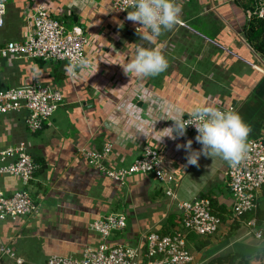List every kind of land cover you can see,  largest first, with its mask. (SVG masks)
Here are the masks:
<instances>
[{"label":"crops","instance_id":"obj_1","mask_svg":"<svg viewBox=\"0 0 264 264\" xmlns=\"http://www.w3.org/2000/svg\"><path fill=\"white\" fill-rule=\"evenodd\" d=\"M251 2L178 0L182 6L179 23L155 43L141 39L137 34L141 25L127 20V12L113 11L114 0L52 4L39 0L28 12L21 1L10 6L22 16L24 11L25 18L18 30L19 40L0 41V47L24 41L30 16L45 5L52 17V13L69 17L73 26L93 33L87 51L98 72L85 70L81 77L87 81L82 84L79 80L75 88L67 89L70 76L65 73V62L43 68L46 65L35 60L0 57V88L29 85L39 76L43 84L59 89L65 100L37 133L29 131L25 110L1 117L0 148L26 143L30 154L41 162V171L30 182L37 187L31 196L39 212L0 224V247L8 246L16 253L15 259L5 256L4 264L5 259L8 264H45L54 255L81 257L86 246L96 248L103 242L90 224L113 213L127 216V228L113 232L107 241L137 246L145 234H171L179 227L172 219L183 218L178 203L201 197L212 199L222 223L212 236L189 234L188 250L194 256L191 264H252L253 257L264 264V236L259 239L247 225L258 210H264V188L257 210L232 228L233 198L226 175L230 165L219 158L213 164L212 158L201 156L199 167H185L186 152L178 150L177 144L192 139V147L200 149L195 133L161 141L165 135L161 131L173 124L169 119H185L194 107L208 105L234 107L251 128L249 141L264 138V50L249 39ZM9 22L7 13L3 28ZM138 46L159 47L168 60L167 70L144 79L125 75L121 65L134 58ZM91 79L95 81L91 83ZM107 146L112 147L111 166L117 168L132 165L146 146L166 151L175 175L172 188L176 200L166 194L168 185H158L152 175L136 174L121 185L90 167L79 153L82 148L101 152ZM26 187L17 177L0 179V188L7 195L28 191ZM146 261L144 258L138 264Z\"/></svg>","mask_w":264,"mask_h":264},{"label":"built area","instance_id":"obj_2","mask_svg":"<svg viewBox=\"0 0 264 264\" xmlns=\"http://www.w3.org/2000/svg\"><path fill=\"white\" fill-rule=\"evenodd\" d=\"M252 2L254 9L248 11V16L264 21V0ZM8 5L9 0H0V29L6 24ZM121 6L122 0H114L113 11L117 14L126 13L127 11L120 10ZM29 22L31 24L25 40L9 42L0 47L1 58L40 59L44 62L61 61L69 64L75 57H84L93 65L87 51L91 40L82 26L74 25L67 29L63 22L49 14L45 5L36 9ZM93 71L96 73L97 69L93 67ZM1 78L0 71V81ZM63 97L62 93L43 85L38 78H33L29 85L22 87L0 88V120L6 114L25 110L28 112L26 125L29 131L37 133L64 104ZM219 109L235 110L232 106ZM188 119L189 116L184 120ZM187 132L197 134L194 126H189ZM249 142L252 147L246 159L236 168L229 166L226 172L233 210L239 217L257 209V202L264 188V138ZM79 153L90 167L121 185L136 174L152 175L159 182L168 185L166 194L172 200L177 198L172 188L175 175L166 151L146 146L143 154L132 165L118 169L106 165V158L112 153L111 146H107L103 152L82 148ZM39 168L26 143L0 148V176L17 177L24 185H28L35 179ZM3 192L0 190V223L9 219L18 221L39 212V205L25 189L12 195ZM178 207L183 212V230H177L168 236L155 232L145 234L134 247L112 245L107 240L113 232L127 228V216L110 214L90 224V229L103 238L100 245L96 248L86 246L81 257L51 256L45 264H138L144 258L147 259L146 264H191L194 256L187 247L189 233L212 236L218 232L221 220L211 214L210 204L206 199L179 202ZM247 225L256 232L259 239L263 238L261 232L256 230L255 218L249 220ZM5 256L15 259L16 253L8 246H1L0 264H4Z\"/></svg>","mask_w":264,"mask_h":264},{"label":"clouds","instance_id":"obj_3","mask_svg":"<svg viewBox=\"0 0 264 264\" xmlns=\"http://www.w3.org/2000/svg\"><path fill=\"white\" fill-rule=\"evenodd\" d=\"M120 10L127 11V20L141 25L137 28V34L141 39L155 43L157 38L171 31L179 23L182 6L178 0H122ZM142 29L145 31L142 32ZM121 66L125 75L144 79L165 72L169 63L159 47L138 46L134 58ZM93 67L87 58L75 57L66 65L65 73L76 78L78 74L82 75L85 70H91ZM169 120L173 121V124L161 131L165 133L161 141L164 137L174 141L182 138L186 136L188 127L194 126L197 132L195 142L202 145L200 149H194L192 139L177 144L178 150L184 149L186 152L185 167L189 165L199 167V160L203 156L212 158L213 164L219 158L236 168L251 151L252 146L249 142L251 128L235 110L226 111L210 105L196 106L190 111L187 121L182 117H173ZM137 131L143 134L142 128L138 127ZM252 264H258L257 260L253 259Z\"/></svg>","mask_w":264,"mask_h":264},{"label":"rangeland","instance_id":"obj_4","mask_svg":"<svg viewBox=\"0 0 264 264\" xmlns=\"http://www.w3.org/2000/svg\"><path fill=\"white\" fill-rule=\"evenodd\" d=\"M19 1H21L22 3H23V7H24V11H26V12H28V10H29V7H31V8H34L37 4V2L39 1V0H9V6H8V11H7V13H8V17H9V20H10V22L6 25V27L5 28H3V29H1L0 30V41H5V40H15V41H18L19 40V38H18V30H19V28H20V26L22 25V22H23V20H24V18H25V13H24V11H23V16L22 15H20V14H18V11H17V9L14 7H10V6H12V5H16V4H18L19 3ZM54 1H58V2H63V0H50V3L52 4ZM252 3V2H251ZM51 8V7H50ZM63 9H65V8H63ZM51 10V9H50ZM52 15L54 16V18L55 19H57V20H59V21H61V22H63L64 23V25L66 26V28L67 29H71L72 28V26H73V20L71 19V18H67V17H65V16H62V15H58L57 13H52ZM88 37H89V39L92 41L93 40V38L95 37L94 35H93V33H88ZM92 43V42H91ZM91 48V45L89 46V48H88V51H89V49ZM9 60V59H8ZM35 62L36 63H38V64H40V65H42V66H45V67H43V68H46L47 66H51L50 64H55V63H59V62H61V61H51V62H49V63H43L42 62V60H40V59H36L35 60ZM15 64H16V66L18 65V61L16 62L15 61ZM68 64V63H67ZM1 70L3 71V69L1 68ZM70 76V75H69ZM39 77V76H38ZM37 76H35V78H38ZM71 77V76H70ZM70 77H68L67 76V78H66V87H67V89H73V88H75L76 87V85L78 84V81L79 80H81V81H79V82H81L82 84H84L87 80L82 76L81 77V75H79L78 76V78H70ZM86 77V76H85ZM38 79H40V78H38ZM82 79H85L84 81H82ZM96 79V78H95ZM95 80H93V79H91L90 80V82L92 83V82H94ZM9 84H11V85H13V83H10V82H8ZM48 87L50 88V89H52V90H56V91H59L60 93H61V91L59 90V89H57V88H54V87H51V86H49L48 85ZM106 93V95H110V94H107V92H105ZM64 98V97H63ZM64 103H65V100H64ZM21 112V111H20ZM28 113V112H27ZM56 114V113H55ZM54 115V114H53ZM53 117V116H52ZM51 117V118H52ZM110 156V155H109ZM109 156L105 159L106 160V165H112L111 163H110V161H109ZM104 160V161H105ZM229 168V167H228ZM96 171H98V172H100L99 170H97L96 169ZM2 177H6V175H1L0 176V179L2 178ZM158 185H160V186H163V184L162 183H158ZM28 187H26V189L29 191V193H30V195H33V193H34V189H35V192L37 191V187L36 186H34V188L32 187V185L30 184H28L27 185ZM0 190L3 192V190L0 188ZM4 193V192H3ZM32 197V196H31ZM32 199H34V197H32ZM35 200V199H34ZM36 201V200H35ZM38 201H39V199H38ZM40 202H42V201H40ZM38 204V203H37ZM10 220V219H9ZM10 221H12V222H17V221H13V220H10ZM1 224V223H0ZM188 242H189V240H188ZM188 242H187V247H188V249L190 250V246H189V244H188ZM5 264H8V260L7 259H5Z\"/></svg>","mask_w":264,"mask_h":264},{"label":"trees","instance_id":"obj_5","mask_svg":"<svg viewBox=\"0 0 264 264\" xmlns=\"http://www.w3.org/2000/svg\"><path fill=\"white\" fill-rule=\"evenodd\" d=\"M250 1H253V0H250ZM254 9V5H253V2H252V4H251V7L249 8V11H252ZM250 21L252 22L251 23V25H252V28H251V32L249 33V39H250V37H251V40H250V42L252 41H256L257 43H260V44H258L257 45V47L260 49V51H262V50H264V21L263 20H260V19H257V18H255V17H250ZM253 39V40H252ZM256 43V44H257ZM43 63H49V62H44V61H42ZM106 148V147H105ZM105 148H103L102 150H101V152H103L104 151V149ZM143 152H144V150H143ZM143 154V153H142ZM139 158V157H138ZM35 162L38 164L39 162H38V160H35ZM41 163V162H40ZM39 163V164H40ZM38 164V165H39ZM39 170L37 171V173L39 172V171H41V164L39 165ZM114 168H117V167H114ZM118 169V168H117ZM36 173V174H37ZM36 174H35V177H36ZM227 185H228V177H227ZM202 199H206V200H208L209 201V204H210V211H211V214L212 215H214V216H216V217H218L220 220H221V223H222V217H221V215H219V214H217L216 215V213L214 212V210H213V206H212V199L210 200V199H208V198H205V197H201ZM201 198H198V199H201ZM258 202H257V208H258ZM257 210V209H256ZM256 210H254V211H256ZM254 211H251V212H254ZM251 212H249V213H251ZM249 213H247V214H245V215H243V216H236V214H235V211L233 210V205H232V212H231V217H230V219L231 220H233V226H232V228H234V227H237V225L239 224V222H242V220L246 217V215H248ZM114 214V213H113ZM256 222H257V225H256V230H258V231H260L261 232V234L264 236V210H258L257 211V214H256ZM249 220H251V219H249ZM249 220H247V222L249 221ZM171 222H173V224H174V226H176V224H177V226H179L178 228H176V229H174L172 232H171V234L173 233V232H175V231H177V230H183L184 228H183V218H182V220L180 219H172V221ZM167 228V230H168V227H166ZM254 233H255V235H256V232L255 231H253ZM171 234H166V235H161V236H168V235H171ZM195 236H200L199 234H197L196 232L195 233H193ZM8 258H9V256H8ZM253 259H256V257H253L252 258V260ZM256 260H258V258L256 259ZM247 264H250V262L248 261L247 262Z\"/></svg>","mask_w":264,"mask_h":264},{"label":"water","instance_id":"obj_6","mask_svg":"<svg viewBox=\"0 0 264 264\" xmlns=\"http://www.w3.org/2000/svg\"><path fill=\"white\" fill-rule=\"evenodd\" d=\"M57 64V63H56Z\"/></svg>","mask_w":264,"mask_h":264}]
</instances>
